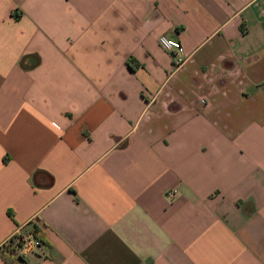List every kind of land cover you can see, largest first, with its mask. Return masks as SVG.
<instances>
[{
  "label": "crops",
  "instance_id": "crops-1",
  "mask_svg": "<svg viewBox=\"0 0 264 264\" xmlns=\"http://www.w3.org/2000/svg\"><path fill=\"white\" fill-rule=\"evenodd\" d=\"M33 224L11 264H264V0H0V245Z\"/></svg>",
  "mask_w": 264,
  "mask_h": 264
},
{
  "label": "built area",
  "instance_id": "built-area-1",
  "mask_svg": "<svg viewBox=\"0 0 264 264\" xmlns=\"http://www.w3.org/2000/svg\"><path fill=\"white\" fill-rule=\"evenodd\" d=\"M159 45L171 54L174 68L181 67L186 61L185 48L183 43L177 38H170L166 35L158 37ZM204 102L203 99H201ZM177 193L176 188L168 190L165 195L169 199H173ZM44 243L33 235L30 230H23L17 227L14 232L8 236L0 245V251H5L9 256L24 257L30 252L41 251Z\"/></svg>",
  "mask_w": 264,
  "mask_h": 264
},
{
  "label": "trees",
  "instance_id": "trees-1",
  "mask_svg": "<svg viewBox=\"0 0 264 264\" xmlns=\"http://www.w3.org/2000/svg\"><path fill=\"white\" fill-rule=\"evenodd\" d=\"M29 230L35 237L39 238L44 243V245H47L43 230L39 226L33 224V226ZM0 255L7 264H11V262L15 259L14 256H9L8 254H6L5 251H0Z\"/></svg>",
  "mask_w": 264,
  "mask_h": 264
}]
</instances>
